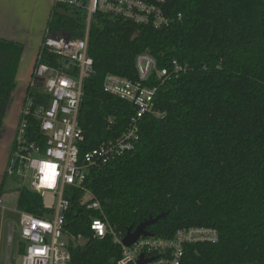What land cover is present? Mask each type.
Segmentation results:
<instances>
[{"label": "trees", "instance_id": "trees-1", "mask_svg": "<svg viewBox=\"0 0 264 264\" xmlns=\"http://www.w3.org/2000/svg\"><path fill=\"white\" fill-rule=\"evenodd\" d=\"M157 2L170 21L160 28L105 12L93 15L94 72L83 85L81 154L120 137L136 113L134 104L104 90L107 74L138 78L142 52L171 74L156 95L161 115L146 113L133 147L91 168L86 184L121 236L166 211L148 226L152 235L172 237L194 225L219 230L216 243L189 244L181 264H264V0ZM86 18L84 10L56 2L46 35L82 37ZM23 50V43L0 37V141ZM174 60L186 70L175 73ZM39 62L78 73L44 46L35 66ZM151 76L158 84L156 69ZM40 86L28 85L27 91L48 103ZM29 121L35 133L40 120ZM3 193L1 187L0 199ZM18 208L38 216L50 212L28 187L20 190ZM98 217L103 214L88 209L80 195L71 198L68 226L86 241L71 247L70 264H115L120 257L112 235L94 234L90 224Z\"/></svg>", "mask_w": 264, "mask_h": 264}, {"label": "built area", "instance_id": "built-area-1", "mask_svg": "<svg viewBox=\"0 0 264 264\" xmlns=\"http://www.w3.org/2000/svg\"><path fill=\"white\" fill-rule=\"evenodd\" d=\"M157 1L56 0L84 10L87 14L86 28L82 37L66 33L45 35L42 46L59 55L67 69L78 67V73L72 74L66 69L39 62L34 67L29 85L37 87L41 82L40 91L48 95V103L36 100L32 92L26 91L22 104L6 174L20 180V190L28 187L38 192L44 208L50 210L43 216L20 210V236L27 242L22 264H70L71 247L86 241L82 233L70 230L67 221L71 198L77 194L88 209H96L103 214V217L93 218L90 226L96 236L110 234L120 246V257L115 264H140L141 256L148 260L143 264H181L189 244L219 241L217 228L194 225L179 228L172 237L141 236L127 246L124 236L115 230L105 215L101 201L86 184L91 168L133 147L140 137V122L146 113L161 115V111L155 109L156 95L171 74L168 67L157 69L156 59L147 52L136 57L138 78L107 74L104 90L134 104L136 113L120 137L103 141L81 154V144L85 140L79 122L83 85L94 72V59L89 53L93 15L105 12L160 28L170 21ZM173 64L175 73L186 70L177 60ZM155 69L158 84L151 83ZM30 117L40 120L35 133L30 131Z\"/></svg>", "mask_w": 264, "mask_h": 264}, {"label": "crops", "instance_id": "crops-1", "mask_svg": "<svg viewBox=\"0 0 264 264\" xmlns=\"http://www.w3.org/2000/svg\"><path fill=\"white\" fill-rule=\"evenodd\" d=\"M55 3L56 0H0V37L23 43L24 50L18 74H25L21 77L25 81L23 86H26L22 101L12 111L0 141V178L6 173L22 104L32 79L39 50L48 31V22ZM4 241V234L0 230V254Z\"/></svg>", "mask_w": 264, "mask_h": 264}, {"label": "rangeland", "instance_id": "rangeland-1", "mask_svg": "<svg viewBox=\"0 0 264 264\" xmlns=\"http://www.w3.org/2000/svg\"><path fill=\"white\" fill-rule=\"evenodd\" d=\"M17 75V87L13 93V99L5 116V128L12 116V111L22 101V96L26 90L23 84L25 81ZM22 93V94H21ZM3 187V196L0 203V230L4 234V246L0 254V264H22L26 241L20 236V210L18 208V198L20 194V180L7 175L6 173L0 178V188Z\"/></svg>", "mask_w": 264, "mask_h": 264}, {"label": "water", "instance_id": "water-1", "mask_svg": "<svg viewBox=\"0 0 264 264\" xmlns=\"http://www.w3.org/2000/svg\"><path fill=\"white\" fill-rule=\"evenodd\" d=\"M168 213V211L166 212H162L161 214L153 217L151 216L150 218L144 220L142 223H140L134 230L132 228H129L126 235L124 236V243L127 246L132 245L133 243H135L139 237L141 236H150L152 235V232H150L148 230V226L157 223L162 217L166 216V214ZM152 259V258H150ZM146 260L143 256L140 257L139 259V263L143 264L145 263Z\"/></svg>", "mask_w": 264, "mask_h": 264}, {"label": "snow or ice", "instance_id": "snow-or-ice-1", "mask_svg": "<svg viewBox=\"0 0 264 264\" xmlns=\"http://www.w3.org/2000/svg\"><path fill=\"white\" fill-rule=\"evenodd\" d=\"M97 226H99V225H97Z\"/></svg>", "mask_w": 264, "mask_h": 264}]
</instances>
